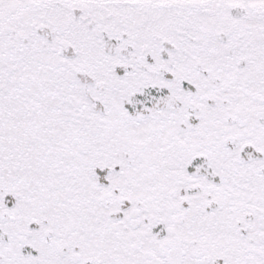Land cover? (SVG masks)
Wrapping results in <instances>:
<instances>
[{
  "label": "snow or ice",
  "instance_id": "snow-or-ice-1",
  "mask_svg": "<svg viewBox=\"0 0 264 264\" xmlns=\"http://www.w3.org/2000/svg\"><path fill=\"white\" fill-rule=\"evenodd\" d=\"M0 264H264V0H0Z\"/></svg>",
  "mask_w": 264,
  "mask_h": 264
}]
</instances>
